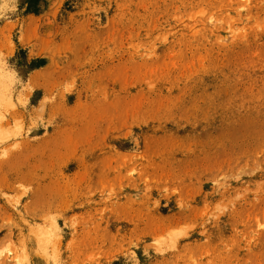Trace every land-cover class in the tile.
I'll return each instance as SVG.
<instances>
[{"label": "rangeland", "instance_id": "rangeland-1", "mask_svg": "<svg viewBox=\"0 0 264 264\" xmlns=\"http://www.w3.org/2000/svg\"><path fill=\"white\" fill-rule=\"evenodd\" d=\"M0 264H264V0H0Z\"/></svg>", "mask_w": 264, "mask_h": 264}, {"label": "trees", "instance_id": "trees-1", "mask_svg": "<svg viewBox=\"0 0 264 264\" xmlns=\"http://www.w3.org/2000/svg\"><path fill=\"white\" fill-rule=\"evenodd\" d=\"M37 1H40V0H37Z\"/></svg>", "mask_w": 264, "mask_h": 264}]
</instances>
